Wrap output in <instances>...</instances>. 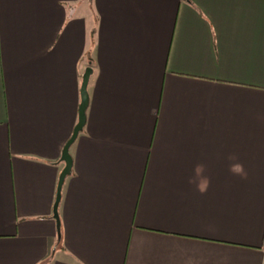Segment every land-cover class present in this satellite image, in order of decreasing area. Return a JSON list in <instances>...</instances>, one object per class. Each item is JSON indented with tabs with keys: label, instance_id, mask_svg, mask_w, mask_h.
<instances>
[{
	"label": "crops",
	"instance_id": "obj_1",
	"mask_svg": "<svg viewBox=\"0 0 264 264\" xmlns=\"http://www.w3.org/2000/svg\"><path fill=\"white\" fill-rule=\"evenodd\" d=\"M0 264H264V0H0Z\"/></svg>",
	"mask_w": 264,
	"mask_h": 264
},
{
	"label": "water",
	"instance_id": "obj_2",
	"mask_svg": "<svg viewBox=\"0 0 264 264\" xmlns=\"http://www.w3.org/2000/svg\"><path fill=\"white\" fill-rule=\"evenodd\" d=\"M92 75H93V69L90 67L85 72L82 87H81V104L79 107V121H78L77 126L75 127V130L73 132V135L70 141L66 144L63 150V154L61 158V162L65 164V168L62 171L60 178H59L57 198H56V203L54 207V219L56 220L57 229L59 233H60L61 224L59 220L58 208H59V204L61 201V192H62L63 185L65 183V180L67 179V177L71 175L72 168H73V159L70 154V148L76 142V140L78 139L80 133L83 131L85 124H86V120H87L86 113L89 107L88 87H89V83H90V79Z\"/></svg>",
	"mask_w": 264,
	"mask_h": 264
},
{
	"label": "clouds",
	"instance_id": "obj_3",
	"mask_svg": "<svg viewBox=\"0 0 264 264\" xmlns=\"http://www.w3.org/2000/svg\"><path fill=\"white\" fill-rule=\"evenodd\" d=\"M230 171L234 174H237V175H243L244 174L243 166L239 163H235V164L231 165ZM198 187H199L200 191H204L206 184H200V185H198Z\"/></svg>",
	"mask_w": 264,
	"mask_h": 264
}]
</instances>
